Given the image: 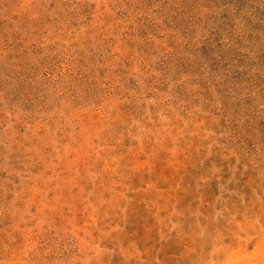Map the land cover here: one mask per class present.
<instances>
[{
	"label": "rangeland",
	"instance_id": "rangeland-1",
	"mask_svg": "<svg viewBox=\"0 0 264 264\" xmlns=\"http://www.w3.org/2000/svg\"><path fill=\"white\" fill-rule=\"evenodd\" d=\"M0 264H264V0H0Z\"/></svg>",
	"mask_w": 264,
	"mask_h": 264
}]
</instances>
